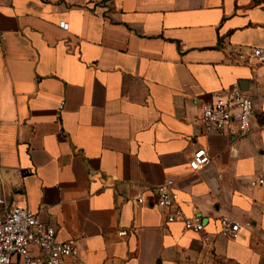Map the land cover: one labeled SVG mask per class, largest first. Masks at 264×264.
I'll use <instances>...</instances> for the list:
<instances>
[{"label":"crops","instance_id":"crops-1","mask_svg":"<svg viewBox=\"0 0 264 264\" xmlns=\"http://www.w3.org/2000/svg\"><path fill=\"white\" fill-rule=\"evenodd\" d=\"M250 47L264 48V0H0L9 204L84 264H264V184L250 185L264 178V66L233 63ZM234 85L254 102L250 133L205 134L202 105ZM197 148L211 162L193 172ZM168 179L202 233L153 206Z\"/></svg>","mask_w":264,"mask_h":264},{"label":"built area","instance_id":"built-area-1","mask_svg":"<svg viewBox=\"0 0 264 264\" xmlns=\"http://www.w3.org/2000/svg\"><path fill=\"white\" fill-rule=\"evenodd\" d=\"M11 4L14 0H4ZM59 27L67 29L65 22ZM233 63L240 65L264 66V48L250 47L235 52ZM63 104L60 105L62 107ZM254 112L253 100L240 90L237 85L225 90L213 101L202 105L200 122L203 132L234 139L243 138L252 129L251 119ZM210 157L206 150L197 148L189 160V168L196 172L210 165ZM264 184V178L252 181V187ZM153 206L164 213L166 223L181 222L187 231L202 233L205 223L196 207H192V215L186 217L177 201L173 189V181L153 187ZM136 203H145L138 197ZM245 226H249L246 223ZM242 225L231 217L219 219V234L226 239L235 240ZM126 235L125 231L118 232ZM0 264H84L77 255L73 241L56 240L54 226L44 225L37 213L28 208L9 204L3 179L0 176Z\"/></svg>","mask_w":264,"mask_h":264}]
</instances>
